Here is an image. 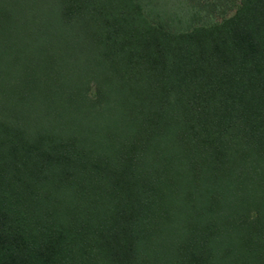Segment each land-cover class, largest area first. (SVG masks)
<instances>
[{
    "label": "trees",
    "instance_id": "1",
    "mask_svg": "<svg viewBox=\"0 0 264 264\" xmlns=\"http://www.w3.org/2000/svg\"><path fill=\"white\" fill-rule=\"evenodd\" d=\"M165 7L0 0V264H264V0Z\"/></svg>",
    "mask_w": 264,
    "mask_h": 264
},
{
    "label": "rangeland",
    "instance_id": "2",
    "mask_svg": "<svg viewBox=\"0 0 264 264\" xmlns=\"http://www.w3.org/2000/svg\"><path fill=\"white\" fill-rule=\"evenodd\" d=\"M142 1V0H141ZM241 0H161L166 3V17L174 14L178 18L185 17L190 26L220 23L230 17ZM165 18V17H164ZM94 88L89 90V96L94 97Z\"/></svg>",
    "mask_w": 264,
    "mask_h": 264
}]
</instances>
